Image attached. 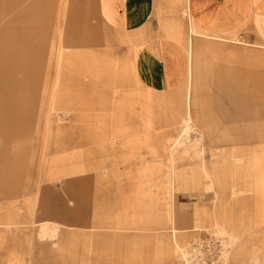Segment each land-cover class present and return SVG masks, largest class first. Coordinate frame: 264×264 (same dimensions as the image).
Listing matches in <instances>:
<instances>
[{
    "label": "rangeland",
    "instance_id": "obj_1",
    "mask_svg": "<svg viewBox=\"0 0 264 264\" xmlns=\"http://www.w3.org/2000/svg\"><path fill=\"white\" fill-rule=\"evenodd\" d=\"M34 13L26 23L33 33L0 27V264H264V168L244 157L248 147L215 149L209 175L200 163L211 158L203 144L232 137L208 119L211 78L242 86L259 70L264 84V38L253 28L208 32L185 17L195 108L181 139L190 151L179 146L147 166L140 160L154 159V135L189 101L186 78L169 88L148 68L153 33L108 27L94 0H43ZM109 57L116 67L100 68L96 59ZM186 157L200 181L186 173L178 182ZM78 203L87 214L67 216Z\"/></svg>",
    "mask_w": 264,
    "mask_h": 264
},
{
    "label": "crops",
    "instance_id": "obj_2",
    "mask_svg": "<svg viewBox=\"0 0 264 264\" xmlns=\"http://www.w3.org/2000/svg\"><path fill=\"white\" fill-rule=\"evenodd\" d=\"M43 0H7L4 8L0 12V27L9 31L33 33L31 26L26 23L28 20L35 18L37 6ZM97 12L101 21L108 27L125 33H140L148 30L153 33L151 40H148L150 47L147 49L145 55L149 56L147 59V66L150 70L159 73L162 84L169 88L181 83L184 78L187 87V106L185 115L180 120H175L167 126H161L162 132L154 135V159L150 162L142 157L140 161L155 165L158 158L163 160L171 159V152H177L179 146L183 149V154L188 153V143H183L182 136V121L188 118L189 113L195 108V101L191 99V93L195 90V71L194 59L192 49V37L188 38L182 34V26L185 23V17L188 16L196 27L213 33H234L235 31L249 32L253 28L254 31L264 38V0H94ZM185 14V15H184ZM150 32V33H151ZM193 28L190 33L193 34ZM54 43V41H53ZM55 44V43H54ZM56 53H54L53 57ZM93 60V59H92ZM91 60V61H92ZM100 64V68L116 67V61L113 57L108 59H96ZM89 62V60L87 61ZM71 64V61H70ZM39 65V64H38ZM52 63L49 65V67ZM37 66V65H36ZM152 66V68H151ZM261 71H251V76L248 82H243L241 86L237 81L234 82L230 77L216 74L211 78L213 88L216 90V97H214L215 114L208 117L212 124L223 129H228L231 138L218 139L212 143L203 144L208 146L211 151V158L206 155L201 156V165L205 169V175H209L207 171V159L214 162L213 156H218L215 149L226 147L233 151L238 147H248L249 153L247 160H253L257 167L264 168V161L262 154L264 152V84L259 80ZM78 76V75H76ZM88 74L79 75L75 78L76 83L83 84L85 79H89ZM85 85V84H84ZM194 92V91H193ZM226 104V105H225ZM209 114V113H208ZM203 117L198 116L200 122ZM180 127V128H179ZM60 129V128H59ZM205 135H211V131L204 128ZM204 133V131L202 130ZM212 136V135H211ZM203 148L205 149V147ZM204 151V150H203ZM260 152V153H259ZM180 157H184V155ZM187 158V157H186ZM213 159V160H212ZM188 157L186 162L182 163V171L178 172V182H183L184 175L187 173L192 177L191 181H200L201 175L193 173L192 165H197V162L190 161ZM261 161V162H260ZM210 162V163H211ZM205 163V164H204ZM151 165V166H152ZM150 166V165H149ZM191 170V171H190ZM190 171V172H189ZM264 170H259L261 176L260 182L262 184V191L264 192ZM155 173L150 174L145 182L154 183ZM188 180V179H187ZM71 184V183H70ZM84 198H86V194ZM81 194L74 196L73 199L80 201ZM53 197L52 195H49ZM85 200V199H84ZM78 203L74 211L67 216H85L87 212L82 204V210ZM51 209L52 204H46ZM56 205V204H55ZM55 211L58 205L53 206ZM83 219L75 221L80 223ZM86 224L85 222H81ZM80 223V224H81ZM94 228V224H91ZM101 235L105 238V234ZM93 238L96 234H87V237ZM89 239V238H88ZM92 247L95 249L94 239H89ZM177 249L182 251L177 245Z\"/></svg>",
    "mask_w": 264,
    "mask_h": 264
},
{
    "label": "built area",
    "instance_id": "obj_3",
    "mask_svg": "<svg viewBox=\"0 0 264 264\" xmlns=\"http://www.w3.org/2000/svg\"><path fill=\"white\" fill-rule=\"evenodd\" d=\"M200 247H201L200 243H197L196 245H194V247L191 250L192 254L200 252Z\"/></svg>",
    "mask_w": 264,
    "mask_h": 264
}]
</instances>
